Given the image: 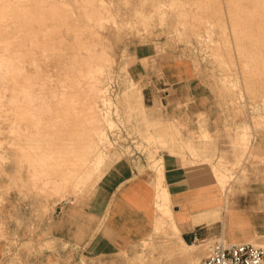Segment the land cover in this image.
Instances as JSON below:
<instances>
[{
    "label": "rangeland",
    "instance_id": "obj_1",
    "mask_svg": "<svg viewBox=\"0 0 264 264\" xmlns=\"http://www.w3.org/2000/svg\"><path fill=\"white\" fill-rule=\"evenodd\" d=\"M21 1L22 0H20V2ZM28 1L29 5L26 4ZM36 1L38 0H35V2ZM52 1L57 3V6H59V8L61 9L62 16H75L78 18L77 21H69V24L75 23L78 25H85L87 27L89 26V28L87 29V33L86 31L84 33V42L88 41L87 44L89 47H85V45H82V47H85V49L90 48V50L88 49L89 51L87 52V49L85 50L81 47L80 50H82V56L86 57V59L89 56L88 59L89 61H91V54L95 55V57H93L91 61L93 63L97 62V59L100 57H98V55L103 54V59L100 62L104 64V71L102 74L99 73L98 75L101 76V82H107V84L105 85L106 90L104 93L110 101H107L109 105L107 103L103 105L102 103L98 102V108H100V111H106L113 123L111 122L112 125L110 124V128L109 125L108 127H106V138L99 145V147H101L100 150H103L102 152L108 156L106 159V163L102 167L101 173H103L116 159H120L121 157H133L138 160L137 163L140 165V168H147L154 173V175L157 177L156 188L158 189V182H160V184L162 185V161L164 164V159H171L173 157H176L177 162H179L182 166L183 164L192 163V166L196 167V169L198 170V175L204 176L202 171L205 170L203 172L208 173L206 169L208 170L209 168H211L209 169V171H211L210 173L213 172V169H220L221 172L225 174V190L223 191V193L225 192L226 198L225 204L221 205L222 208H224V206H227V209H229L228 207H230V205H233V203L231 204V202L232 197H234L235 194H243L248 191H252L251 189L248 190L246 188H243L244 185L250 181H258L264 177V83L260 84L257 83V81H253L249 86H245L242 80V76H240V61L238 60V56L236 55V53H234L231 49L232 57L235 60L230 57V60L227 58L224 63H220L215 54L213 55L212 47H214L213 45L215 44V46H221V51L223 50L225 53V45L227 47V45L229 44V47H234L236 43L235 46L237 47V44L238 46H242L244 44L243 46L251 49L249 50L244 47V50V48L241 47V53L245 51L244 54H251L250 51L253 49V51L251 52L254 54L250 56H254L255 54L256 56L259 55L264 44H260L259 42H257L259 40L256 41V39H258V37L260 39V34L262 32L264 35V27L262 29V26L264 25L261 26V24L263 23V21L261 22L262 19L259 20V23L261 24H258V26H261L260 29H262L263 31L259 30L258 28L255 29L259 30L260 34H258L254 30L258 35L256 34L254 36V32L252 34H248V37L249 35L253 36V39L249 40L250 37L248 39H245L244 37H242V35H240L241 33L237 35V32V37L235 35L234 36L238 38V36L240 35V37L242 38L239 37L236 40L235 37H232L233 34H230V25L224 19V15L222 21L225 22L224 25L226 24V28L225 26H222L223 23L221 21V23L219 24V19L215 20L218 17L215 16L217 14L216 12L218 11V13H220L219 8L223 13L224 8L227 6L225 0ZM240 1H244L245 4L249 5V7H244L245 9L254 8L260 12H258L259 14H262L261 11H263V9H260V6L257 5V2H253V4L255 3L258 6L255 8L252 7V2H250V4L247 0ZM22 2H25L23 6H25V8L27 9H30V7L34 10H36L35 8H39V5L35 4L33 0H23ZM210 10L214 11L211 12ZM195 12L198 13H196L198 17L203 14V18L206 19H210L214 14L213 16L215 17H213V20L215 21V23L210 26L209 21H198L197 16V20L195 19L193 21L192 19L195 18L193 16L195 15ZM210 13H212L211 16H209ZM35 14H37V12H35ZM204 14L206 15V17ZM202 21L207 24V28L209 26V30H212V33L210 32L209 35L204 30L205 26ZM216 22L218 24H216ZM56 23L57 22L54 21H47L46 24L56 25ZM59 24L61 25L60 22ZM241 24L243 23H238V26L243 27ZM63 25L64 23H62L58 34H60L61 37L64 36L63 38H65V41L67 42L73 40V33L70 30H66ZM201 25L204 26L202 27V29ZM225 30L226 32H223ZM41 32L47 34V36L49 35L47 30H42ZM40 34L41 33H39V35ZM39 35L37 38H42ZM56 35L57 33L54 34V36ZM86 35L88 36L86 37ZM49 37H51V33ZM56 39H53V41H56ZM239 39H245L243 40L242 45L240 44L241 40ZM10 40L11 42H9V39H7L6 42L4 40H0V44L7 45L9 42L8 45L12 46L14 42H17V40L27 42L28 39L21 40L12 38ZM41 40L44 41V38L39 39V41ZM260 40L262 41L263 39L261 38ZM259 45H261L262 48L261 46L259 47ZM256 47L258 48V50ZM10 49V51L9 49H6L8 51L0 49L2 51L0 52L4 53L3 56L9 58V55L13 54L14 57L11 56L13 58V61L11 59L10 60L14 63L17 61V65L14 64L16 70L13 69L15 72L11 74L12 76H15L12 78L8 76L11 79V81L9 82L12 83V80L17 79V81H19L20 79L21 81L20 83H18V85L20 84L19 86L21 87V84L24 82V80L25 83L27 82V80H29L31 81L29 83L31 85L29 89L30 94L28 96L26 95L27 98L32 95L34 97H37L40 94V97L43 96V100L46 99L48 101L50 99L49 96H51L52 94L50 92H52L53 90L57 91L58 89L56 87L57 85H60L59 82H57L58 84L56 83L57 85L53 83L52 85L55 86V88H52L51 83L55 78L54 76H58V78L62 79L63 77H65V73L61 74L62 72H64L62 65L60 67L61 63L59 64V67L56 66V64L59 63L58 60H56L57 56H54V58L56 57V61L49 64L46 63V61H53L54 58L52 57L53 59H50L49 55L45 54L44 55L45 57H47V59L44 58V55L41 53V51L40 53H37L39 50H37L36 52L30 50L29 53L25 54L21 49ZM14 49L18 50L15 51ZM254 49L256 50V52H254ZM259 49H261V51ZM248 50L249 52H247ZM223 55L226 56V53ZM246 55L248 56V54ZM262 55H264V53ZM15 58H17V60H15ZM40 58H44L45 62L43 61L44 59L41 60ZM248 58L251 59V57ZM23 59L25 60L24 63H22V65L24 66V70L21 68L22 65L20 67L21 63H19V60L20 62H23ZM35 59H39L37 61L39 64L38 67L46 66L45 64L40 65V63L43 62L47 64L46 67H48L49 65L47 70L46 68H43V71H41L40 69H42V67L38 68L34 66V63H30L36 62ZM248 62L251 63L250 61ZM52 63H55L53 64L54 67L52 68H60L62 69V72L60 69L59 71L56 69L57 72L54 71V69L53 71H48L50 66H52ZM11 64L13 66V63ZM165 64L173 66H175L176 64H186L189 66L191 70L190 74L193 77L192 84L198 85L197 90L204 91V94H206V100H204L207 102L206 105L208 106L210 114L212 115L211 119H209L205 111L190 112L186 110H183L182 115L176 116L175 119L173 117H169V119L165 120L162 119L160 108H162L163 106L159 100L160 93H158L157 90H161L160 87H162L164 84L163 80L165 79L163 66ZM16 66L18 67L16 68ZM44 69L48 72H44ZM17 70L18 72H20L18 73ZM58 72H60V75L64 76L59 77L58 74L53 76V74ZM238 72H240V77L238 76ZM48 73L53 76V80H50L51 76L48 78V80H46V78L48 77L46 74ZM58 78L54 81H57ZM65 78L64 80L66 82ZM227 78L232 79V82L234 84H232V82L228 83L229 81H227ZM36 80L37 84L39 82L42 83L37 86ZM42 80H46L47 83L45 81L43 82ZM49 80L51 82H48ZM59 81L62 82V80ZM224 82L225 84L223 85ZM43 83H50V88H48V90L52 88V91L49 90L47 91L49 93H47L45 91L47 90V88L45 90L44 88L49 86H44ZM16 84H14V86L11 84L5 87L0 86V179H4L5 182V185L0 187V207L3 206L4 202H7L8 197L12 198L13 194H16L21 198L22 203H24L25 211H22L19 221L16 222V225L19 226V232L17 233L18 235L13 236L8 233L7 220L4 221L1 219L0 221V241L5 245L4 251L1 252L2 256L0 259V264H195L207 254L208 245L213 243L214 240H223L227 242V239L223 236H217L207 240L195 241L184 238L187 243L201 242V245L196 247L195 250H193L192 254L190 253L188 255L182 256L179 253V244L176 243L177 234L176 232L171 230L170 222L168 220L160 223L162 224V226L160 224L156 226L154 223L152 232L148 236L138 242L123 245L118 248L116 252L110 254L109 256L106 255L105 257H103L102 255L87 256L86 253L77 251L74 243L60 242L59 239L48 236L45 231L44 217L50 212H55L57 205H60L64 202L69 203L71 200L76 203L77 197L87 191V189H89L95 183V181L91 182L87 189L81 191L79 190L83 187L84 183L81 184L82 187L79 186L78 188H73L77 187L78 185L70 184L67 182V178H65V176H67V173H64V171L66 170V166L63 165L65 169H63V167H56L55 160H52L54 159L53 155L57 153L53 149L56 150V148H61L63 146V141L67 139L69 134L67 133V135L64 136L66 133L64 131H62L61 133H49L48 131H46L45 133L44 130H48V127H50V125H48L46 121H50V118L51 121H53V117L49 116V119H45V122L44 120L40 122L41 124L46 123V127L40 124L42 130L44 129V132L41 133V135L37 134L40 138H37L36 134L33 135L35 129L34 124L37 120L34 119L37 115L33 110L34 108L36 110L37 107H40L39 105H41L42 103L44 104V101L41 103V99L38 100V102L33 100L29 102L23 92H21V94L18 93L20 89ZM33 84L36 86L34 87ZM66 84L68 85V83L66 82L65 85L59 86V90L60 88L62 89L63 87H67ZM11 86H13L12 89H15L12 90ZM38 89L39 91H37ZM41 89L45 91L44 95H46V93L48 94L46 98H44L45 96L42 95L44 92L41 91ZM35 90L37 91L38 95ZM62 90H66L63 94L66 93L67 95H69L70 91L78 89L77 86L76 89H73L72 86H68L66 89L63 88ZM138 91H140L142 95L141 102L136 96ZM9 92L11 95L9 94ZM15 92L19 94L18 96L21 95L20 97H23V100L24 98H26L24 100L25 102L22 103L25 104H23L25 107L29 106L27 108L28 110L24 111L26 113L22 111V109L24 110L25 107L22 108V106H18L17 113L19 112L18 114L23 118L21 119L19 117L20 119L18 118L17 120L12 119V117L14 118V110L16 107L10 102V99L12 98L11 96ZM39 92L43 93L41 94ZM4 94L5 96H3ZM75 94H77V92ZM68 97L66 98L65 95L66 99H64V101L62 100L63 102L60 101L61 103L59 101H55L57 106H61V104L65 106L66 104L68 105ZM46 100L45 103L49 104L46 102ZM51 102L52 104L55 103L53 101ZM1 103L3 105H1ZM107 105L110 107H108ZM45 106L48 107L49 105ZM183 106H187V104H184ZM51 107H53V105H51ZM19 109H21V111H19ZM31 110L32 112H30ZM60 110L62 111L63 108ZM60 110L59 114H62ZM28 111L29 114L25 115L28 113ZM44 111L43 113H41L43 114L41 119H44V117L47 118V116H44L47 115V113L44 114ZM26 117L30 118L27 119ZM61 117H56V120L59 119V122L64 121L65 117H62L64 120L60 119ZM10 118L11 120H14V125L19 124V127L31 125V129L29 127L30 131H32L31 133H29L30 135L28 133H21L20 136V134L18 135L10 132L9 125H13V122L9 124V122L11 121ZM154 118H161L163 120V122L161 123L163 126H165V130L174 131L175 138L169 139L168 136H164L166 138L162 136L155 137V133L159 131L157 129V124L159 123L154 124L152 121V119ZM32 120L34 123L32 122ZM56 120H54V122ZM60 123L62 124L63 122ZM60 123L57 122V124ZM59 127L61 126L59 125L58 128ZM147 134H152L154 138L151 141L147 140ZM42 136H44V138ZM24 137L27 138L25 139ZM62 137H65L66 139ZM36 138L38 139V142L42 141L39 139H43V142H40L39 144L42 149L44 148L43 150L37 149L38 147L36 149L33 148V146L37 142ZM23 140L25 142H28L24 143ZM49 140H51V142ZM21 142L24 144H22ZM59 143H61V145ZM16 146L18 149L16 148ZM36 150H38V152H36ZM38 153H40V157L37 155ZM65 154L67 155L68 153L66 152L64 153V155ZM35 156L38 158H35L36 161H34ZM46 157L49 161H47ZM49 157L51 158L49 159ZM159 158L161 161L159 160ZM42 159H45L44 161L47 162L46 166H41L44 169L39 165L36 166L37 169L35 170H33L32 166L29 167L32 161L33 163H37L38 160H41L39 163H44ZM78 164L79 163L75 165L76 170L79 169L76 168ZM157 165H159L160 167H157ZM48 167L49 169H46ZM78 167L80 166L78 165ZM38 168H40V170ZM38 170L39 173L42 171L40 175H38L37 173ZM56 173H58L59 176L57 175V177H55ZM61 173H63V175ZM59 177H61L62 181H64L62 182ZM43 179L45 181H43ZM51 179H55L56 181L53 180V182ZM55 185L59 188L55 187ZM162 187L166 189L165 186L162 185ZM34 199L37 200L38 207L37 210H32L30 212V201H33ZM226 211H224V213ZM155 212L158 211L155 209ZM166 222L169 223L166 224ZM10 224L12 225V223ZM159 227L162 229H160ZM157 228H159L158 231ZM251 241L255 244H263L262 246L264 247V240L258 241L252 239ZM58 245L61 249L58 247ZM61 250L63 251L61 252Z\"/></svg>",
    "mask_w": 264,
    "mask_h": 264
},
{
    "label": "crops",
    "instance_id": "obj_2",
    "mask_svg": "<svg viewBox=\"0 0 264 264\" xmlns=\"http://www.w3.org/2000/svg\"><path fill=\"white\" fill-rule=\"evenodd\" d=\"M163 70L164 84L161 90H157L163 106L160 108L162 119H175L183 110L205 111L211 119L206 94L197 90L198 85L192 84L189 66L165 64ZM162 119H152L154 124L159 123L155 137L175 138L174 131L165 130ZM146 136L154 138L152 134ZM107 157L104 156L79 190L87 189L95 181L77 197L76 203L71 200L57 205L55 212L44 217L48 236L60 242L74 243L77 251L87 256H109L123 245L142 240L152 232L156 221L163 220L162 210L155 205L158 190L165 189L163 185L168 195L172 225L178 229L176 243L180 244L181 240L187 243L184 238L195 241L217 236H223L228 243L264 240V177L245 184L243 188L252 191L235 194L233 205L227 209V206H221L225 204V189L216 183L212 173L202 171L204 176L198 175L192 163L182 166L176 157L164 159L162 185L158 182L157 189V177L151 170L140 168L138 160L133 157L116 159L101 173ZM4 185V179H0V187ZM37 207L36 199L30 201V212ZM22 211H25V205L16 194L8 197L0 207V221L7 220V231L13 236L18 235L16 222ZM193 243L198 244H187ZM4 248L0 241V259Z\"/></svg>",
    "mask_w": 264,
    "mask_h": 264
},
{
    "label": "bare ground",
    "instance_id": "obj_3",
    "mask_svg": "<svg viewBox=\"0 0 264 264\" xmlns=\"http://www.w3.org/2000/svg\"><path fill=\"white\" fill-rule=\"evenodd\" d=\"M22 1L20 2V0L19 1H17V0H0V6H1L0 7V40L1 41L4 40L6 42V40L9 39V42H11L10 39L13 38V39H21V40L22 39H28L29 41L27 40V42H24V41L17 40V42H14V43L12 42L13 44L10 43V44H12V46H9L8 45L9 42H8V44L6 43L7 45H5V44L4 45H1L0 44V49H3L4 51L6 49H9V51H10L11 50L10 48H12V49L13 48H18V49L23 50V52L25 54L29 53L30 50H33V52H36L37 50H39L37 53H40V51H41V53L43 55L44 54L45 55H49V58L50 59H53L54 56H57V58L56 57L55 58H56V60H58L59 63L56 64V66L59 67V64L61 63L60 64V67L62 65V68L64 69V72H62V69H60V68L59 69L62 72L61 74H64L65 73V77L66 78L63 77L64 75L62 76V75H60V72H58V73L53 74V76L56 75V74H58L59 77L62 76L63 79L62 78H58V76L57 77L54 76L55 77L54 80H56L58 78L57 81H54L53 80V76H51L50 73H48V74H46L48 77L47 78L45 77L46 80H48V78L51 76L50 77V80H53V82L51 83L52 88H55V86H53L52 84L55 83V85H57L58 84L57 82L60 83L59 86H63L67 82L68 83V85L66 84L67 87L68 86L69 87L72 86L73 89H76V86H77V89L79 90V93L80 94L78 93V90H72V91L69 90L70 91V94L69 95H67L66 93L63 94L66 90L63 91L62 89L63 88L66 89L67 87H63L62 89L60 88V90H59V86L58 85L56 87L58 89L57 90L58 92L56 90H53L52 91L51 90L52 88L49 89V90L52 91V92H50V93H52L51 96H49L50 99L47 97L50 100V102L51 101H53V102L59 101L60 102L62 100L64 101V99H66L69 96L68 97V103L69 104L68 105L66 104V106L65 105H62V104H61V106L60 105L57 106L56 102L54 104H52V102L50 103L49 100L47 101L45 99L46 102L49 103V104H46L45 103V100L42 99L43 96L40 97V94L38 95V93H37V91H39L40 88L37 91L35 90L36 93H37V95H38V96L36 95L37 97H34L32 95L33 97L32 96H29L27 98V96L30 94L29 93V89H30V85L31 84H29V83L31 81L27 80L26 83H25V80H24V82L22 81L23 83L21 84V87L19 86L20 84L18 85V83H20V81H21L20 79H19V81H17V79L12 80V83L14 82L13 84L9 82V81H11V79L8 76H10L11 78L15 76V75L12 76L11 74L13 72H15L14 70H16L15 67H14V64H16L17 61L15 63L12 62L13 61V58L11 56H13V54L12 55H9L11 58L10 57L8 58L6 56H3L4 53H1L2 52L1 50H0L1 51L0 52L1 53L0 54V86H4L5 87V86H8L9 84H11V85L14 86V84L17 83L16 85H18L19 86V89H20L19 90L20 92L18 91V93L21 94V92H23L25 94V96L27 95L26 98L29 100V102H31L32 100L38 102V100H41V99H42L40 101L41 103L44 101V104L42 103L43 105L42 104L41 105L38 104L40 107H37L36 110L34 108V110H33L34 112H36V115H37L34 118L35 120L36 119L37 120H36V122L34 124V128L35 129H34V132H33L34 134L33 135H35V134L36 135L37 134H40L41 135V133H43L44 131H45V133H46V131H48L49 133L50 132H55V133L56 132L57 133L59 132V133H61L62 131H64V132H66L64 136H66L67 133L69 134L68 137H67V139L65 137H62L64 139H66V140L63 141V146L61 148L59 147L61 145V143H59L60 145L59 146H56V147H59V148H56L55 147L56 150L53 149L57 153L53 155L54 159L52 158L53 159L52 161L55 160V163H56L55 166L56 167H59L60 168V167H63V165L66 166L65 167L66 170L64 171V173H67V176H65V178H67V182L70 183V184L78 185L77 187H73L72 186L73 188H78L79 186H81L82 183L85 184V182L89 179V177L91 176V174L99 166V164L103 160L104 156L106 155L105 153L102 152L103 150L102 151L100 150L101 147H99V145L105 140V138H106L105 129H106V127H108V125H109V128H110V124H111L112 121H111L110 117L108 116V113H106V111H104L102 109H101L102 111H100V108H98V104H99L98 102H100V103H102L104 105L109 100V98L106 97L105 96V93H104L105 90H106L105 89L106 88L105 85L107 84V82L106 83L105 82L104 83L101 82V76L98 75L99 73L102 74L103 71H104V68H103L104 64L102 62H100L103 59L102 58L103 54L102 55L101 54L98 55V57L99 56L100 57L97 59V62H93V63L91 61H92V58L95 57V55H93V54H91L92 56L90 55L91 56L90 57L91 58L90 59L91 61H89V59H88L89 56H88L87 59H86V57L82 56V54H81L82 53V50H80V48L82 47V45H85V47L86 46L89 47L88 44H87L88 41L87 42H84L85 41L84 40V36H85L84 33H85V31L87 33V29L89 28V26L87 27L85 25H78V24H75V23L69 24L68 23L69 21H71V20L72 21H77L78 18L75 17V16H71V17H69V16H62L61 9L59 8V6H57V3H55L54 1H52V0H38V1L35 2V0H33L35 2V4H38L39 5V8L38 9L35 8L36 10H34L33 8L31 9V7H30V9L25 8V6H23L25 2H22ZM225 1L227 3V6L224 8L223 13H222V11L219 8V12L220 13H218L217 10H216L217 12L215 11L218 14L217 15L215 13L216 14L215 16H218L219 18L217 17L216 19L215 18L214 19L215 20L219 19V24L222 22L223 25L222 24L221 25L224 27L226 24L224 25L225 22L222 21V18L225 17L224 19L230 25V27H229L230 29L229 30L231 32L230 34H233L232 37H235V36L237 37V35L239 33H241L240 35H242V37H244L245 39H248L250 37L249 40L250 39L252 40L253 39L252 38L253 36L252 35H249V37H248L247 36L248 34H250V33L252 34L253 32L255 33V31L258 34H260L259 33V30H262L263 27H264V26H262V25H264V12H263L264 11V0H247L248 3L252 2V7H255L256 8V7H258L257 5H259L260 6V9H263V11H261L262 14H259L260 12L257 11L256 9H254V8L245 9L244 7H246V6L249 7V5L245 4L244 1L243 2H241L240 0H225ZM253 2H255V3L257 2V5L255 3L253 4ZM28 3H29V1L26 4H28ZM80 6H82V5H80ZM28 8H29V6H28ZM213 11H211V12H213ZM35 12H37V14H35ZM196 13L197 12H195V15H193L195 18H193V19L191 18L193 21L196 19V16L198 17V15H196ZM202 15L203 14H201V16H199L200 18L198 17V21L199 20H204V21H207V22L209 21L210 26L215 23V21L213 20V17H215V16H213L214 14L212 15V13H210V15H209V16L212 15V17H211L212 19L211 18L210 19L203 18ZM223 15H224V17H223ZM205 17H206V15H205ZM260 19H262L261 22L263 21L262 24L259 23L260 22L259 21ZM47 21H54V22H57V23H56V25L55 24L54 25H51V24L50 25H47L46 24ZM59 22L61 23V25H62V23H64L63 26L66 28V30H70L73 33V37H74L73 40L70 39L71 41H68L67 42V41H65V38H63L64 36L61 37V35L58 34L59 31H60V27H61V25L59 24ZM202 22H201V24H202ZM240 22L243 23V24H241L243 27L238 26V23H240ZM199 24H200V22H199ZM216 24H218V23L216 22ZM258 24H261L262 29H260L261 26H258ZM206 25L207 24H205V23H204V26L205 27L201 25V29H202V27H204L205 28L204 30L209 35L212 30H209V26L207 28ZM225 28H226V26H225ZM225 28H223V29H225ZM257 28L259 30H255ZM42 30H47V32L49 33V35L47 36V34L42 33L41 32ZM223 32H226V30L223 31ZM39 33H41V34L39 35ZM50 33H51V37H49L50 36ZM56 33H57V35L54 36V34H56ZM201 33H202V31H201ZM236 33H237V35H236ZM254 33H253V35L255 36L257 33H255V34ZM261 34L263 35V32ZM261 34H260V39L262 38L263 40L261 41L259 39V37H258V39H256V41L259 40L257 42H259L260 44L261 43L264 44V37H263L264 35L262 36ZM38 35L41 36L42 38H44V41H42V40L39 41V39H42V38H40V37L37 38ZM88 35H86V37ZM225 35H226V33H225ZM240 35L238 36V38L240 37ZM243 35H245L246 37L243 36ZM230 37H231V35H230ZM236 37H235V39L237 40L238 38H236ZM242 37H240V38H242ZM53 39H56V41H53ZM245 39H242V40L239 39V40H241V43H240L241 45L243 44L242 42ZM217 40H218V38H217ZM227 41H228V39H227ZM253 41H255V40H253ZM235 42H237V41H235ZM212 44H214V43H212ZM27 45H29V46H27ZM215 45H213L214 47H212V49H213L212 50V53H213V55L215 54L216 58L218 59V61L220 63H224L227 60V58L229 60L231 59L230 58V57H232V51H231V49L233 50L234 53H236V55L238 56V60L240 61V63H239V65H240V72H241V75L240 76H242V80H243V83L245 84V86L246 85L249 86L250 83L252 84L253 81L254 82L257 81V83H260V84H263L264 83V55H262L264 53V52H262V51H264V49H263L264 46L262 48V46L259 45V47L261 46V48H262V51H261V49H259L261 52L258 51V52H260L259 55L256 56V54H255L254 56H250V55L254 54V53L251 52V51H253V49H252L250 51L251 54L246 53V54H248V56H247L246 54H244L245 51H243V49H242L243 52L241 53V49H240L241 47L242 48H244V47L247 48L246 46H243L244 44L242 46L239 45L240 47L237 44V47H236L235 46L236 43H235L234 47L231 46L232 48L229 47L228 46L229 44H228L227 47L225 45V48L224 49H225L226 56H224L223 55V54H225L224 51L223 50H222L223 52L221 51V48L222 47L220 46L221 47L220 48L219 46H215ZM85 47H82V48L85 49ZM245 48H244V50H245ZM18 49H16V50H18ZM86 49H87V52L90 50V48H86ZM247 49L250 50L251 48H247ZM249 50L247 52H249ZM257 50H258V48H257ZM6 51H8V50H6ZM254 52H256V50ZM45 55H44V58L47 59V57H45ZM248 57H251V59H249ZM55 58H54L53 61H50V60H49V62L46 61V63H49L50 64L51 62L56 61ZM43 59H41V60H43ZM15 60H17V58H15ZM38 60H36V62H30V63H32V64L34 63L35 64L34 66L38 67L39 66V64L37 62ZM22 61L23 62H20V60H19V63H21L20 64V67H21L22 63H24L25 60L23 59ZM43 61L45 62V59ZM43 61H40V62H43ZM248 61H250L251 63H249ZM44 62L43 63H40V65L41 64L42 65L45 64L47 66V64L44 63ZM11 63H13V66H12ZM53 64H55V63H52V66H50V68L54 67ZM46 66H44V67L41 66L42 69H40V70L43 71V68H46V70H47V68L49 67V65H48V67H46ZM17 67L18 66H16V68ZM23 67L24 66L22 65L21 68L24 70ZM41 67H38V68H41ZM237 67H239V66H237ZM49 69H48V71H53L54 68H52L50 70ZM56 69L59 71V69L57 67H56ZM56 69H54V71L57 72ZM48 71H45V69H44V72H48ZM17 72H18V70H17ZM240 72H238V76H239V73ZM46 75H44V76H46ZM230 75H232V74H230ZM45 78H40V79H45ZM64 78L66 79V82H65ZM46 80H42V81L43 82L44 81L46 82ZM50 80L48 82H51ZM59 80H62V82H60ZM63 80H64V82H63ZM227 81H229L228 83H230V82H232V79H228L227 78ZM225 82L223 83V85L225 84ZM235 82H236V80H235ZM40 83H42V82H39L37 84V80H36L37 86ZM46 83H43V84H44V86H49V87H45L44 88V90L47 88V90H45L47 92V91H49L48 88H50V85H49L50 83L49 84H46ZM43 84H41V85H43ZM232 84H234V83L232 82ZM13 86H11V89H12ZM35 86L36 85H34V87ZM14 89L15 88H13L12 90H14ZM44 90L41 89V91H43L44 93L43 92H39V93H41V94L43 93L42 95H44L45 94V91ZM76 92H77V94H75ZM18 93L17 92L13 93V95L11 96L12 98L11 99L9 98L11 100L10 102L13 105H15V107H16V108L14 107L15 108V110H14V112H15L14 113V118L12 117V119H14V120H17L20 117V115L18 114L19 112L17 113L18 106L19 107L22 106V108L25 107L24 106L25 104L22 103V102H25L24 100L26 98H24V100H23V97L21 98L20 97L21 95L18 96L19 95ZM23 93H22V95H23ZM32 93H33V91H32ZM47 93H49V92H47ZM47 93H46V95H44L45 96L44 98H46V96L48 95ZM9 94H10V92H9ZM65 95H66V98H65ZM3 96H5V94ZM136 96H137L138 100L141 102L142 95H141V92L140 91H138V93H137ZM30 97H32V98H30ZM26 102H27V100H26ZM1 105H3V104L1 103ZM45 105H49L48 107H50V108L46 107ZM51 105H53V107H51ZM28 107L26 106L24 108V110L22 109V111L24 112L25 110H28L27 109ZM42 107H44V108H42ZM108 107H110V106H108ZM62 108H63V110L61 111L60 109H62ZM59 110H60V112H62L63 115L62 114H59ZM19 111H21V109H19ZM43 111H44V114L47 113V115H44V116H47V118L44 117V119H41L42 118V115H43L41 113H43ZM30 112H32V110ZM24 113H26V112H24ZM28 114H29V111L25 115H28ZM38 115H39V117H38ZM49 116L54 118V119L52 118L53 121H51V118H50V121H48V122L45 120V119H49L48 118ZM61 116L62 117H65V120ZM56 117H61L60 119H62L64 121H60V122H63V123L61 124L58 121L59 120L58 118H57L58 120H56ZM20 118L22 119L23 117L21 116ZM29 118H27V119H29ZM27 119H26V121H27ZM10 120H11V118H10ZM14 120H11L9 122V124L11 122H13L12 124L14 125ZM43 120H44V122L46 121V123L48 125H50V127H48V125H47V127L49 128L48 130H44V129H43L44 131L42 130V128L40 126V124H41L40 122H42ZM54 120H56V121L54 122ZM32 122H33V120H32ZM57 122L60 123V124H57ZM46 123L45 124H41V125H44L45 126ZM15 124H16V121H15ZM105 124H106V126H105ZM18 125H14L12 127L11 124H10L9 125L10 126L9 127L10 128L9 131L12 132V133L18 134V135L20 134V136H21V133L22 134H27V133L29 134V133L32 132V131H30L31 125L30 126H27L26 125V126H23V127H19ZM59 125L61 127L58 128ZM29 127H30V129H29ZM61 136H63V135H61ZM36 137L37 138H40V137H38V135ZM42 137L44 138V136H42ZM151 137L150 136H147V140H150L151 141L153 139ZM37 138H36V141L38 140ZM39 140H42V141H40L41 143L43 142V139H39ZM49 141L51 142V140H49ZM26 142H28V141H26ZM26 142L24 141V143H26ZM40 142L37 141L35 143L36 146L35 145L34 146L32 145L33 148L36 149L38 147L37 149H40L41 150L42 148L39 145ZM24 143H22V144H24ZM52 143H53V141H52ZM45 146H46V143H45ZM48 146H49V144H48ZM16 148H17V146H16ZM52 148H54V147H52ZM46 149H47V146H46ZM49 149H51V148H49ZM27 150H30V149H27ZM36 152H38V150H36ZM47 152H49V151H47ZM60 152H62V153H60ZM66 152L68 154L67 155L66 154L64 155V153H66ZM25 153H26V150H25ZM43 153H46V152H43ZM39 154L40 153H38L37 155L39 156ZM47 154H49V153H47ZM46 156H48V155H46ZM41 157H42V155H41ZM35 158H37V157L35 156L34 159ZM50 158L51 157H49V159ZM63 158H65V159H63ZM46 159H47V157H46ZM44 160L45 159H42V161H44ZM34 161H36V159ZM40 161L38 160L37 163H35V162L33 163V161H32V163H31V165H29V167L32 166L33 167V170H35V169H37V167H36L37 165H39L40 167L41 166H43V167L46 166V164H47L46 161H44V163H39ZM47 161H49V160L47 159ZM50 162H51V160H50ZM77 163H79L78 165L80 166V167H78V165L76 166V168H79L78 170L75 169V165ZM158 166L159 165H157V167ZM43 167H41V168H43ZM65 168L63 167V169H65ZM38 169L40 170V168H38ZM43 169H42V171H43ZM46 169H49V167L46 168ZM53 169H54V167H53ZM209 169H211V168H209ZM209 169L208 170L206 169V171L208 173L211 172V171H209ZM222 169H224V168H222ZM39 170L37 171L38 175H40V173L42 172L41 171L39 173ZM203 171H205V170H203ZM59 172H61V171H59ZM30 173H31V171H30ZM54 174H55V172H54ZM61 174L63 175V173H61ZM38 175H36V176H38ZM57 175L59 176V174L56 173V176L55 177H57ZM212 175L214 176V179H215L216 183L219 184V186L221 187V189H225V185H224L225 174L222 173L220 169H213ZM61 177H59V179H61ZM63 178H64V176H63ZM59 179H57V180H59ZM53 180L56 181L55 179H53ZM43 181H45V180L43 179ZM61 181H62V179H61ZM59 185H62V184H59ZM53 187H54V183H53ZM55 187H58V186L55 185ZM155 205H156V208L157 209L162 210V215L164 216L163 220L156 221L155 222V225L157 226L160 223H162L163 221L168 220L170 222V228H171V230H173L177 234L178 233V229L175 228L174 225H172V222H171V211H170L169 204H168V195H167V192L165 191V189H159L158 190V193H157L156 198H155ZM168 223L166 222V224H168ZM163 224H165V223H163ZM160 225L162 226V224H160ZM159 228H157V231H158ZM160 229H162V228H160ZM200 245H201V242L198 243V244H194V243L193 244H187V243H185L184 241L181 240L180 241V244H179V247H180L179 248V253L182 256L183 255H188L190 253L192 254L193 250H195V248L198 247V246H200ZM261 245H263V244H261Z\"/></svg>",
    "mask_w": 264,
    "mask_h": 264
},
{
    "label": "built area",
    "instance_id": "obj_4",
    "mask_svg": "<svg viewBox=\"0 0 264 264\" xmlns=\"http://www.w3.org/2000/svg\"><path fill=\"white\" fill-rule=\"evenodd\" d=\"M264 247L250 241L214 240L207 254L195 264H263Z\"/></svg>",
    "mask_w": 264,
    "mask_h": 264
}]
</instances>
